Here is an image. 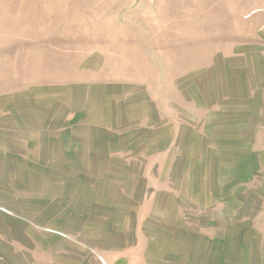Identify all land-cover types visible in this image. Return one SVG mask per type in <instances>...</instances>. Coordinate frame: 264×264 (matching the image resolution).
Wrapping results in <instances>:
<instances>
[{"label":"rangeland","instance_id":"rangeland-1","mask_svg":"<svg viewBox=\"0 0 264 264\" xmlns=\"http://www.w3.org/2000/svg\"><path fill=\"white\" fill-rule=\"evenodd\" d=\"M0 264H264V0H0Z\"/></svg>","mask_w":264,"mask_h":264}]
</instances>
